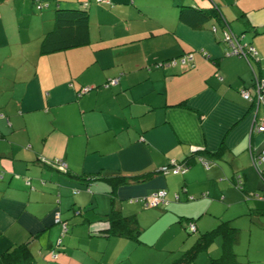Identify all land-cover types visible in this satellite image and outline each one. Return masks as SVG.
<instances>
[{
    "label": "crops",
    "instance_id": "crops-1",
    "mask_svg": "<svg viewBox=\"0 0 264 264\" xmlns=\"http://www.w3.org/2000/svg\"><path fill=\"white\" fill-rule=\"evenodd\" d=\"M41 1L0 2V254L28 241L20 264H173L227 221L230 254L217 233L186 264H264V141L252 131L264 105L241 95L264 77V0H193L203 13L190 0ZM222 30L257 55L230 53ZM184 158L187 169L159 171ZM108 175L140 178L111 193ZM113 206L140 241L101 231Z\"/></svg>",
    "mask_w": 264,
    "mask_h": 264
},
{
    "label": "trees",
    "instance_id": "trees-1",
    "mask_svg": "<svg viewBox=\"0 0 264 264\" xmlns=\"http://www.w3.org/2000/svg\"><path fill=\"white\" fill-rule=\"evenodd\" d=\"M2 1H4V0H0V2H2ZM85 2H86V4H84ZM85 2L82 3V6H79L80 8H76L73 10L76 11L78 14L82 13L84 15V13H86V6L88 3L87 1H85ZM190 5L196 9H199L198 12L203 13V11L200 9V7L194 1ZM215 12H216V14H214L212 16H216L217 19H219V17H221V15L219 14V12H217V9ZM85 16L83 18H85ZM223 31H226V30H222V34H223ZM231 33L233 34V36H235L238 39V36L236 34H234L233 32H231ZM47 37H48V34L41 41V44H40L41 52H46L48 50H51V48H52L51 47L52 45L49 44L47 41ZM238 42H240V41L238 40ZM240 43L243 45V47H246V48L249 46L253 47V45H251L250 43H242V42H240ZM256 55H257V52L253 56H256ZM111 78H113V77H111ZM255 78L261 79V77L255 76L254 82H255ZM109 79L110 78L105 80L102 85L103 86L112 85L108 82ZM86 86L89 87V89L86 92H88L90 89H92V87L88 86V85L81 86L80 89L78 90V94H84L85 92H81V89L83 87H86ZM253 86H254V83H253ZM253 86H252V88H253ZM57 160H58V162L61 161L60 159H56V160L54 159L53 161L56 163ZM187 161L188 160L186 158H184L180 161H175V162L183 165L184 168L187 169V167H188ZM49 164H52V161H50ZM163 166L168 169L167 171H169V170L173 171L171 161H170V163L163 165ZM57 168L60 170H65V168L62 169L58 166H57ZM159 171L163 172L161 169H159ZM178 171H180V170H178ZM76 177H79V176L77 175ZM100 177H102V176H98V175L85 176V178L88 180L100 178ZM103 178L107 179V181L111 185V193H113L115 188L118 185H121L124 183H129L130 181H133V180H137V178L139 179L140 176H132V177L130 176L129 177V176H124V175H108V176H105ZM239 188H242V187H239ZM101 219H102V221H105L107 223L106 227L101 230L105 234L122 235V236L133 238L137 241H140L139 236H140L141 231H140L139 227L137 226V223H136V220L134 217L122 215L113 206V207H111V209L109 210L108 213H106L105 215H103L101 217ZM190 222H192V221H190ZM235 231H236L235 227L229 225L227 221H220L215 226V228H213L209 231H206L203 234H200L197 237V239L195 240L192 247L190 249H188L187 251H185L173 264H186L188 262V260L192 257V255L194 256L197 253V251L204 249L206 247V245L210 242L212 237L217 233L221 234V236L223 238V243H222L223 244L222 245L223 253L221 254V257L226 256V254L228 252L230 254L229 247H228L229 241L234 238V236L236 234ZM28 244H29L28 241H26L23 243L11 245L8 248H6L0 254V264H20L22 262L23 263L29 262L31 259V253H30V249H29ZM218 260H219L218 258L214 260L216 262L215 264H219Z\"/></svg>",
    "mask_w": 264,
    "mask_h": 264
},
{
    "label": "built area",
    "instance_id": "built-area-1",
    "mask_svg": "<svg viewBox=\"0 0 264 264\" xmlns=\"http://www.w3.org/2000/svg\"><path fill=\"white\" fill-rule=\"evenodd\" d=\"M98 3L102 2H108V0H96ZM86 4V2L84 3ZM37 7H41V4H37ZM214 29V27H213ZM223 37L225 41L229 42L232 46L230 53L233 54H238L241 56L246 57L248 54L254 55L256 53V50L252 47H243V45L238 42V39L230 34L228 31H223ZM192 59V54H187L185 56H182L180 58L182 63H185L186 61L190 62ZM118 81V77H113L109 79L110 84H115ZM89 89V87H83L81 89V92H86ZM241 95L243 98L250 100V101H256L257 104L262 103L264 105V77L261 79L255 78L254 86L252 89H242L241 90ZM252 131L261 134L262 139L264 141V114L261 115H255L254 116V122L252 126ZM56 160V159H55ZM264 161V146L260 150V152L254 157L253 163L257 165L258 163ZM45 162H50L49 160H46ZM203 163L207 164L206 161H203ZM52 164L57 165L58 167L64 169L65 165L62 161L57 160L55 163L52 161ZM172 164V170L173 171H178V170H185L184 166L181 164H178L175 161H171ZM163 172H166L168 169L166 167H161L160 168ZM240 186V182L237 184ZM165 191L164 190H158L157 192L153 193L150 195L148 198L144 199L145 205L146 206H151V205H156L157 203H162L165 201L164 199ZM188 227L191 231L195 230V225L193 222H190L188 224ZM56 255H53L55 257Z\"/></svg>",
    "mask_w": 264,
    "mask_h": 264
},
{
    "label": "rangeland",
    "instance_id": "rangeland-1",
    "mask_svg": "<svg viewBox=\"0 0 264 264\" xmlns=\"http://www.w3.org/2000/svg\"><path fill=\"white\" fill-rule=\"evenodd\" d=\"M28 1H32V0H28ZM42 3H47V2H49V0H42L41 1ZM193 3V1L192 0H190V2H189V4H192ZM34 6V5H33ZM79 6V5H78ZM210 6V5H209ZM4 30H6V31H9V27L8 26H5V27H3L2 25H0V34H3L4 33ZM186 231L188 232V234H186L187 235V237H189V236H192L193 234H195V233H193V231H191L190 229H189V227L186 225ZM159 250L158 251H161L160 250V248H158ZM158 253V252H157ZM163 253H164V251H163ZM161 257L157 260V264H161L162 263V261H161Z\"/></svg>",
    "mask_w": 264,
    "mask_h": 264
}]
</instances>
